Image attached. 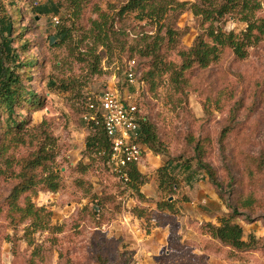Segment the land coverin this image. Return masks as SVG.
Listing matches in <instances>:
<instances>
[{"label": "rangeland", "instance_id": "rangeland-1", "mask_svg": "<svg viewBox=\"0 0 264 264\" xmlns=\"http://www.w3.org/2000/svg\"><path fill=\"white\" fill-rule=\"evenodd\" d=\"M126 1H17L22 14L12 34L11 47L18 55L13 67L39 103L14 106L15 116L24 122L19 133H8L7 114L0 110V264L113 263L122 249L131 251L132 264H264V40L249 47L244 59L224 49L219 61L207 68L186 71L180 88L168 74L153 89L141 80L129 85L125 70L131 58L140 69L150 67L149 59L137 58L136 50L152 40L156 26L139 23L132 14L116 18L114 29L123 32L125 49L121 51L122 41L110 40L111 53L96 41L92 26L99 13L111 17ZM172 1L189 5L199 0ZM257 1V16L262 17L264 0ZM1 2L8 13L9 0ZM36 3L46 9L37 12ZM164 21L178 39L169 49L163 42L162 57L179 64L177 50L192 45L200 24L187 7L169 10ZM219 26L238 33L246 23L226 15ZM58 31L68 32L67 38L57 35L52 42ZM29 58L38 64L27 74ZM4 63L11 65L9 59ZM108 87L135 103L139 115L155 124L160 141L159 151L143 146L144 157L136 166L146 169L139 171L143 183L138 192L112 172L103 151L86 145L95 132L83 118L86 103ZM196 141L220 190L197 166ZM147 155L160 164H149ZM30 158L40 160L37 179L48 171L58 177L57 190L38 184L20 201L26 197L44 208V229H34L31 220L12 222L6 215V197L20 180L21 164ZM167 161L177 181L172 192L155 187L157 169ZM247 195L253 197V210L244 208L231 222L256 247L238 252L213 238L204 225H220L230 215L228 204ZM158 200L172 202V209H159Z\"/></svg>", "mask_w": 264, "mask_h": 264}, {"label": "trees", "instance_id": "trees-1", "mask_svg": "<svg viewBox=\"0 0 264 264\" xmlns=\"http://www.w3.org/2000/svg\"><path fill=\"white\" fill-rule=\"evenodd\" d=\"M17 1L9 0L8 3L11 8L8 13H5L0 0V11H2L0 13V34H5L1 38L0 44V110L7 114L8 133H19L24 127L23 118L19 120L14 114L15 105L21 102H31L34 105L39 103V96L36 95L33 89H25L22 86L21 73L13 67V64L16 65L15 62L18 55L11 47L12 34L16 31L17 25L19 26L17 18L22 14ZM171 5H174V7ZM186 7L191 10L193 16L200 24V32L190 47L177 50V55L180 59L179 64L167 62L161 54L164 47L163 42L167 43V49L173 48L176 45L178 35L175 29L165 23V16L169 10L175 8L185 9ZM35 9L37 12H43L46 8L44 5L36 3ZM259 10L260 3L257 0H199L198 2L189 3V5L187 2L178 3L172 0H127L119 6L118 10L114 11L111 17L105 13H99L98 19L93 20L92 26L96 33V41H99L110 53V40L122 41L120 37L123 32L114 29V20L116 18L122 19L128 14H132L135 21L145 25L156 26L155 35L148 37H152V40L149 42L145 40L141 49L136 50L138 53L137 58L147 57L150 67L146 70L140 69L139 63L134 58H131L130 60L134 61V76L137 81H145L153 89L157 85L156 80L164 74H168L169 81L175 83L177 88H180V85L184 83L183 76L186 71L192 68H207L212 63L219 61L224 49H229L235 58L244 59L249 47L264 40V16H257ZM226 15H232L245 22V29L238 33L223 30L219 23ZM162 30H164V34L160 36L159 34ZM57 35H60L61 39L65 40L68 32L58 31L51 37L52 42L57 38ZM125 42V40L121 42V51L125 49ZM133 49L134 47H130L129 51H133ZM5 59H9L11 65L10 63L6 65L4 63ZM18 64H21L18 66L24 65L21 62H18ZM37 64V59H27L25 61V65L28 68L27 74L30 66H37ZM138 112L137 109L135 119L139 124V140L141 144L154 151H159L160 141L155 131V124L146 117L140 116ZM87 123L95 132L90 137L89 142H86V145L93 147L98 152L103 151L108 159L111 143L103 130L101 117L96 115L94 119H89ZM225 131L226 129L222 131L221 136H224ZM194 150L197 166L205 172L212 185L220 190L221 184L216 178L214 169L202 158L203 151L200 141L195 142ZM40 164V160L37 158H30L22 163L18 173L20 180L11 188L8 197H6L8 206L6 215L10 221L31 220L34 229H44L48 226V213L42 207H35L26 197L20 202L22 196L33 190L38 184L50 191L57 190L59 186L58 177L52 171H48L42 180L36 178L35 169ZM136 165H130L128 168V181L126 183L132 191L138 192L140 185L143 183V178ZM170 166V161H167L157 169L159 190L172 192L177 187L176 178L170 173ZM157 204L159 209L167 208L171 210L173 206V203L168 201L158 200ZM228 207L231 209L228 218L222 219L218 226L206 223L204 228L206 227L207 232L213 238L219 240L222 245L235 251L246 252L254 249L256 242L251 238L249 241H244L242 239L243 231L241 226L231 222V219L242 212L244 208L249 211L253 210V197L251 195L240 197L237 204H228ZM99 262H102L101 264H132L133 258L131 251L122 249L117 252V258L113 263L103 262V259Z\"/></svg>", "mask_w": 264, "mask_h": 264}, {"label": "built area", "instance_id": "built-area-1", "mask_svg": "<svg viewBox=\"0 0 264 264\" xmlns=\"http://www.w3.org/2000/svg\"><path fill=\"white\" fill-rule=\"evenodd\" d=\"M129 85L136 83L134 61L128 63L125 71ZM85 120L101 117V124L111 143L108 164L112 172L123 182L128 181V168L138 164L143 158L144 149L139 140V124L136 122L137 107L119 97L116 89L106 88L95 101L86 103Z\"/></svg>", "mask_w": 264, "mask_h": 264}, {"label": "crops", "instance_id": "crops-1", "mask_svg": "<svg viewBox=\"0 0 264 264\" xmlns=\"http://www.w3.org/2000/svg\"><path fill=\"white\" fill-rule=\"evenodd\" d=\"M108 88H111V87H108ZM143 149H144V147H143ZM143 157H144V155H143ZM146 159H147L148 163L151 165H154V167H157L160 164V159H157V158L153 157L152 155H147ZM145 169H146V167L143 165L138 170L142 173L145 171ZM155 187L158 188V186H156V185H155ZM142 190L147 191V189H142Z\"/></svg>", "mask_w": 264, "mask_h": 264}, {"label": "water", "instance_id": "water-1", "mask_svg": "<svg viewBox=\"0 0 264 264\" xmlns=\"http://www.w3.org/2000/svg\"><path fill=\"white\" fill-rule=\"evenodd\" d=\"M171 198V197H170Z\"/></svg>", "mask_w": 264, "mask_h": 264}]
</instances>
